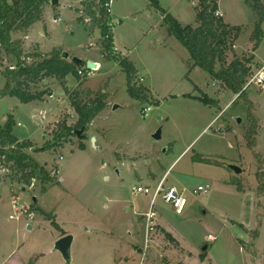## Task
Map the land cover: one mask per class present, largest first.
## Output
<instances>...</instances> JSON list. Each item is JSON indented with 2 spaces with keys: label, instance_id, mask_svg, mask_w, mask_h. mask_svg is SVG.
I'll list each match as a JSON object with an SVG mask.
<instances>
[{
  "label": "rangeland",
  "instance_id": "1",
  "mask_svg": "<svg viewBox=\"0 0 264 264\" xmlns=\"http://www.w3.org/2000/svg\"><path fill=\"white\" fill-rule=\"evenodd\" d=\"M6 1L12 4L13 0ZM194 1L160 0V6L183 25L195 27L198 7ZM258 1L264 8V0ZM254 3L214 1L224 23L240 28L238 38L228 40L225 66L235 59L249 58L246 66L250 71L264 65V23L262 36L253 49L257 17L250 5ZM83 9L80 0H60L56 8L50 4L45 7L41 22L11 34L12 41L20 42L21 60L31 64L65 52L68 61L82 53H95L103 63L113 62L104 51L100 30L88 19L77 21L78 17H86ZM110 10L117 45L125 46L120 48L122 52L139 64L132 84L147 90L146 100L131 98L118 60L114 62L119 68L110 64L109 73L99 71L100 75L94 72L93 77L79 79L71 76L65 80V87L54 78L31 84V93H46L40 101L21 104L16 98H0V120L5 123L13 115L16 124H22V128L15 124L13 134L32 141L38 151L30 149L28 153L45 166L51 180L44 184L33 181L19 194L18 207L26 208L28 214L34 206L38 213L29 220L22 211L16 220L10 218L16 215L8 187L11 174L0 165V185L5 183L0 192V264H64L51 246L57 229L48 217L74 237L72 264H124L126 258L127 264H203L202 260L207 264H264V93L251 86L241 96L233 94L198 67L189 80L185 79L181 52L172 46L178 44L176 39L172 36L164 41V47L158 46L161 34L147 33L146 26L156 27L163 16L147 0H113ZM15 64L16 59L0 48V91L5 85L4 72ZM190 65L189 72L193 69ZM219 69L217 63L215 70ZM63 92L76 94L81 102L102 94L105 103L113 98L114 105H118L116 110L112 105L107 107L93 126H88L104 136L103 142L99 139L103 143L99 147H94L88 129L85 138L72 135L54 144L61 123L73 125L77 120L69 104L55 111ZM50 93L54 94L53 100L49 99ZM203 98L208 99L206 103L201 101ZM146 108L150 111L143 116L141 112ZM158 129L161 137L155 140L153 135ZM45 145L47 149H42ZM227 165L239 167L241 174H234ZM149 173L155 179L147 176ZM165 173L164 186H180L183 182L192 192L208 184L210 190L207 194L188 193V204L180 215L159 195L154 204V231L146 236L140 215L147 212L152 193ZM11 184L13 189L22 187L21 183ZM138 186L149 188L151 194L134 195L132 189ZM230 220L247 226L245 250L234 241L244 233ZM35 224L39 228L30 229ZM130 232L135 233L134 246L141 247V251L148 240L145 257L143 252H133L134 246L127 241ZM208 235L214 241L208 242L204 252Z\"/></svg>",
  "mask_w": 264,
  "mask_h": 264
},
{
  "label": "trees",
  "instance_id": "2",
  "mask_svg": "<svg viewBox=\"0 0 264 264\" xmlns=\"http://www.w3.org/2000/svg\"><path fill=\"white\" fill-rule=\"evenodd\" d=\"M51 0H13L8 4L6 0H0V48L6 55L16 59L14 68H8L4 72L5 85L0 91L1 97L16 98L21 104H28L33 101H40L46 93H31L30 85L43 81L44 79L54 78L63 87L67 76L71 75L79 79V67L71 61L62 59V54H54L48 59L39 60L27 64L22 58V49L19 41H12L10 35L19 30H27L36 23L41 22L44 9L50 4ZM109 0H80L84 6L83 14L86 16L78 17V22L88 19L94 27L100 30V37L103 42L104 51L115 61L118 60L119 67L126 76L127 92L135 100L145 101V88H137L132 83L137 76L133 64L124 56L112 53L113 34L109 23L110 15L106 12L104 4ZM149 5L163 13V24L169 35L173 36L180 45L185 48L193 62L192 67H198L205 71L210 77L221 83L233 94H239L250 68L246 64L251 59L240 61L233 60L225 66L226 52L228 50V40L237 39L240 33L239 27L226 25L222 18H216L214 12V0H199L198 9H195V18L198 26L182 27L171 15L163 12L159 0H147ZM250 5L257 19L252 35L255 49L260 37L262 36L261 24L264 23V8L260 6L258 0ZM79 12V9H78ZM81 12V11H80ZM86 21V20H85ZM219 63L220 69L215 70ZM87 77L86 72L83 76ZM49 93V91H47ZM241 93L239 96H241ZM51 95V93H50ZM70 105L77 116L73 125H67L66 121L61 123V131L54 135V144L57 145L63 138L75 135V131L83 129L80 138H85L84 133L91 122L106 107L105 96L98 94L88 102L77 100V96L67 92ZM207 98L201 101L207 102ZM15 122L10 115L4 124L0 123V165L10 172L9 180L11 183H21L22 187H28L32 181L40 183L51 182L49 173L45 166L35 162L28 151L33 148L29 140L19 141L13 134ZM48 145L42 149H47ZM41 149V150H42ZM81 149H84L81 146ZM34 151H38L35 149ZM19 176L16 178L15 176ZM1 178V175H0ZM7 178V177H6ZM44 191V189H42ZM34 207V206H33ZM51 225L58 229L57 224L51 217H48ZM168 236V235H167Z\"/></svg>",
  "mask_w": 264,
  "mask_h": 264
},
{
  "label": "crops",
  "instance_id": "3",
  "mask_svg": "<svg viewBox=\"0 0 264 264\" xmlns=\"http://www.w3.org/2000/svg\"><path fill=\"white\" fill-rule=\"evenodd\" d=\"M160 1V0H159ZM215 1V0H214ZM60 2V1H59ZM219 10V9H218ZM163 11H165V10H163ZM220 11V10H219ZM165 13H167V14H169V15H171L170 13H168V12H165ZM221 13V12H220ZM221 15H222V13H221ZM182 27H184L185 25H183L181 22H180V20H179V18H177V17H174L173 15H171ZM223 16V15H222ZM222 16H221V18H222ZM57 17H59V16H57ZM110 21L114 24V21H113V18L110 16ZM224 22V21H223ZM189 26V25H188ZM198 26V24H196V26L195 27H192V28H196ZM147 27V33H153V32H158V33H160L161 34V36H162V38H161V40L159 41V44H157L158 46H165L166 44H164V41H167L168 39H170V37H172L171 35H169V34H167L168 32H167V29H166V27H165V25L163 24V16L161 17V22L159 23V25H157L156 27H148V26H146ZM114 28V27H113ZM112 34H113V45H115L114 46V48L117 50V54H120L121 56H124L125 58H127L132 64H133V66H134V68H135V70L137 71V75H138V67H139V64H138V62H137V60H131L130 59V56H129V53H127L126 55L122 52V50L120 49V48H122V47H125V46H121V47H119L118 45H117V42L115 41V39H114V33H113V29H112ZM155 34V33H154ZM147 36V35H146ZM146 36H144V38L146 37ZM166 36V37H165ZM143 38V39H144ZM143 39L139 42V44L143 41ZM151 40H152V38H151ZM177 41V40H176ZM152 42V41H151ZM178 42V41H177ZM139 44H137V45H139ZM153 44V47H157V45L156 44H154V43H152ZM152 46V45H151ZM172 46H173V49H175V50H179L178 52L180 53L181 52V59H182V63H184V69H185V71H187V75H186V77H185V79H187V80H189L190 78H189V75L191 74H193V73H195L196 71V68L195 67H192L193 69H192V71H190L189 72V70L187 69V65L191 62V65H190V67L193 65V62L190 60V56H189V54H188V52H187V50L185 49V48H183L181 45H179V42H178V44L177 43H172ZM178 46V47H177ZM126 48V47H125ZM178 48V49H177ZM135 49H138V47L137 48H135ZM174 52V51H173ZM75 57H78V58H80V59H82V60H85V61H92V62H94V63H96L97 65H98V70H96L95 71V73L96 72H99V71H104V73H109V71L111 70V68H112V66L114 65V67H118V65H117V63L116 62H106V63H103L102 61H100L98 58H97V55L95 54V53H88V54H83L82 53V55H76ZM110 64H113V65H110ZM109 65H110V67H109ZM261 66V65H260ZM257 67V66H256ZM107 68H110V69H107ZM119 68V67H118ZM107 69V70H106ZM101 72H99V73H97V75H100V73ZM95 73H92L90 76H88V78H90V77H93L94 75H95ZM69 77H71V75H69V76H67L66 77V81L69 79ZM142 80V79H141ZM196 87H198L197 85H195ZM147 88V87H146ZM148 89V88H147ZM196 89H198L199 91H201L200 90V88L198 87V88H196ZM149 90V89H148ZM150 91V90H149ZM52 95V98H50L49 97V99L50 100H53V98H54V94H51ZM0 98H2V97H0ZM3 98H5V97H3ZM10 98V97H9ZM106 99V98H105ZM20 103V102H19ZM114 101H113V98H111V100L109 101V102H106V107L104 108V110L91 122V125L93 126V124H94V121L98 118V117H100V115H102V113H104V111L107 109V107H109L110 105H114ZM66 104H69V106H70V102H69V98H68V95L67 94H65L64 92H63V96H62V99H61V103L59 104V105H57L56 107H55V111L59 108V106L60 105H62V106H65ZM72 108V107H71ZM74 112V111H73ZM75 113V112H74ZM69 115H71V117H74L73 115H72V113H70ZM12 117H13V120H14V122H15V124H16V120H15V118H14V116L12 115ZM0 123L1 124H4V122L3 121H1L0 120ZM17 125V127H19V128H22V124L21 123H17L16 124ZM15 125V126H16ZM67 125H69V124H67ZM88 129V133H90L91 134V136H93V137H95V142H94V147H99L101 144H103V143H100V141H99V139L101 140V142H103V140H104V136H102V135H100L95 129H89V128H87ZM90 134H88V136H87V138L89 139V137H90ZM17 138V137H16ZM19 141H22V140H29L31 143H32V141L29 139V138H25V139H19V138H17ZM99 143V144H98ZM98 145V146H97ZM134 174H135V177L136 178H138V179H140V174L137 172V171H135L134 172ZM166 174V173H165ZM164 174V175H165ZM163 175V176H164ZM147 176H149V177H151V178H153V179H155V176L152 174V173H149V175H147ZM146 176V177H147ZM163 176H162V178H163ZM161 178V179H162ZM160 179V180H161ZM160 180H159V182H160ZM11 184V183H10ZM9 183H8V187H9V190H10V192H11V205H12V202L13 201H16V207H17V209H18V211L17 212H15V210L12 208V210L16 213V215H13V217L16 219V220H18L19 219V214L20 213H22V211L26 214L27 213V210H26V208H24V210H22L21 208H19L18 207V199H20L21 197L19 196V194L20 193H24L27 189H29V188H26V187H21V188H19V189H16V188H14L13 189V185L14 184H11L10 185ZM184 183L183 182H181V185L179 186V187H187V186H185V185H183ZM3 185H5V183L3 182V183H1V185H0V192H1V190H2V187H3ZM16 189V190H15ZM23 189H25V190H23ZM36 200V199H35ZM37 202V201H36ZM28 207V206H27ZM33 207V206H32ZM31 207V212L30 213H28V214H26V216L29 218V220H33V219H35L36 217H37V209L35 208V207H33L32 208ZM39 211V210H38ZM43 212V213H46V212H44L43 210H40V212ZM203 213H206L205 211H203ZM144 214V213H143ZM143 214H141L140 215V219H143V221H144V218H143ZM11 216V215H10ZM53 216L55 217V220H56V215H54L53 214ZM40 217V216H39ZM11 218V217H10ZM40 220H45V219H43L42 217L40 218ZM142 221V222H143ZM231 221V224H232V226H237L243 233H244V236H239V237H235L234 238V241H236L237 242V244L241 247V248H243V250H245L244 249V247L246 246V243L248 242L247 240H249L248 239V233H247V226L245 225V223H243V222H239V221H235V220H230ZM56 223V222H55ZM57 224V223H56ZM157 225H158V223H156ZM57 226H58V229L56 230V232L54 233L55 234V236H53V238H52V244H51V246H53L54 245V242L57 240V239H59V238H61L62 236H64V235H67V234H69L68 232H66L64 229H62L58 224H57ZM34 227H36V228H39L38 227V225H32L31 226V228L30 229H33ZM168 232L166 231V234H167ZM52 234V233H51ZM133 234H135L134 232H130L129 233V239L127 240V241H129L128 243H130L131 245H135V246H137V241H136V238L133 236ZM53 235V234H52ZM168 235V236H167ZM166 236L168 237V238H170L171 236L169 235V233L167 234ZM209 236V235H208ZM207 236V237H208ZM212 238H213V236H212ZM209 238H206L205 240H204V242L206 243V245H204V247H206V250L205 251H207L208 250V242H211L210 240H208ZM73 240H74V237H73ZM73 244V243H72ZM133 247V248H135L134 250H133V252H135V254L137 255V254H139L140 252H141V247ZM256 247H258V240L256 241ZM204 251V252H205ZM203 252V253H204ZM134 262H135V260H133ZM203 261V264H207V263H205V261L204 260H202ZM118 263H121V262H118ZM124 264H127V263H129L128 262V259L126 258L125 260H124V262H123Z\"/></svg>",
  "mask_w": 264,
  "mask_h": 264
},
{
  "label": "built area",
  "instance_id": "4",
  "mask_svg": "<svg viewBox=\"0 0 264 264\" xmlns=\"http://www.w3.org/2000/svg\"><path fill=\"white\" fill-rule=\"evenodd\" d=\"M112 1L113 0H109L107 3L104 4V8H105L106 12H108L109 15H111L110 9H111ZM193 4H194V6L198 7L199 0H195L193 2ZM214 16L216 18H221L222 15H221L220 11L217 9L214 12ZM109 25H110V28L112 31L114 24L112 22H110ZM113 50H114V53L117 54V50L114 48V45H113ZM95 71H92V70L88 71L86 68H79L78 75L80 77H83L85 72H86V75L89 76L90 74L94 73ZM251 86L256 87L259 92L264 93V65L255 67L254 69H252L249 72V75L246 78V81H245V83H244V85H243V87H242V89L238 95H240L241 93H244ZM49 97L52 98V95H50ZM149 111H150V108H146V109L142 110L141 114L143 116H147ZM166 174L163 176V178L157 184L154 192L152 193L149 208H148L147 212L143 214L146 236H148V233L154 231L155 221H156V217H157V213L154 210V204H155V201L159 195L161 196L162 202L169 205L176 214L180 215L184 212V210L188 204V201H187V196H188L187 194L188 193L193 194V195L207 194L210 190V185H208V184L200 185V186L196 187V189H194L192 192H189L186 187H179V186H176L173 184L168 185V186H164ZM33 181H35V180H33ZM32 185H33V183H32ZM132 192L134 195L151 194V191L149 188L141 187V186L134 187L132 189ZM12 208L15 210V212L18 211V209L16 207V201L12 202ZM11 218H13V216H11ZM208 238L211 242L214 241V238H212L211 235H209ZM147 244H148V240L146 239L145 244L143 246V249L141 251V252H143V254H142L143 257L146 256V251L148 248Z\"/></svg>",
  "mask_w": 264,
  "mask_h": 264
},
{
  "label": "water",
  "instance_id": "5",
  "mask_svg": "<svg viewBox=\"0 0 264 264\" xmlns=\"http://www.w3.org/2000/svg\"><path fill=\"white\" fill-rule=\"evenodd\" d=\"M59 1L60 0H51L50 1V5L52 8H56L58 5H59ZM59 16V15H57ZM55 16L54 17V20H56L58 17ZM62 59L64 60H68L69 59V54L68 53H62ZM71 62H73L75 64L76 67H79V68H86L88 71L92 70V71H95L98 69V65L92 61H85V60H82L78 57H72L71 58ZM118 108V105H113L112 109L113 110H116ZM236 122L237 123H240V119L237 118L236 119ZM82 132H83V129H80V130H77L75 131V135L76 137L80 138L81 135H82ZM161 137V134H160V129H158L154 135H153V138L155 140H159ZM92 139V143L94 145V142H95V138H91ZM34 151V149H32V152ZM227 168L229 170H231L234 174L238 175V174H241L242 170L235 166V165H227ZM25 190V189H23ZM34 203L36 202L35 198L33 199ZM28 228H30L28 226ZM72 242H73V236L67 234V235H64L62 236L61 238L57 239L55 242H54V245H53V251L54 252H58L61 257H62V260L64 261V264H72L71 263V246H72ZM203 250L205 251L206 250V247H203Z\"/></svg>",
  "mask_w": 264,
  "mask_h": 264
}]
</instances>
